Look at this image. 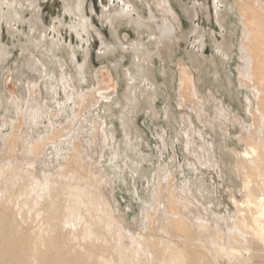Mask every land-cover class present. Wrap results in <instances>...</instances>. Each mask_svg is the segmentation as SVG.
<instances>
[{
	"label": "bare ground",
	"instance_id": "1",
	"mask_svg": "<svg viewBox=\"0 0 264 264\" xmlns=\"http://www.w3.org/2000/svg\"><path fill=\"white\" fill-rule=\"evenodd\" d=\"M23 1L0 0V264H264V0H99L97 70L82 4L65 57Z\"/></svg>",
	"mask_w": 264,
	"mask_h": 264
},
{
	"label": "rangeland",
	"instance_id": "2",
	"mask_svg": "<svg viewBox=\"0 0 264 264\" xmlns=\"http://www.w3.org/2000/svg\"><path fill=\"white\" fill-rule=\"evenodd\" d=\"M36 2L34 3L33 7L30 8L28 10V13L25 14V17L27 20H29L30 18H32V11H34L35 16L36 15H40V18L43 20V24H46V26H53L54 31L49 30V37L51 35H54L55 38L60 37V41L63 44V46H61V50H63V53L66 57V50L65 47L67 48V46H69L68 48H70L71 45L75 46V44H77L78 39L76 36V32L74 30H71L69 28V26L71 24L77 23V21H79V18L73 13L70 12L65 6L66 3L67 5L70 4L71 2H69V0H35ZM176 1H180V0H176ZM76 3H80L83 6V14L85 15L86 19H89L91 24L93 25L94 29L98 30L101 33V37L95 35L94 33H92L93 28H87L86 31L87 33L91 32L92 35H89V49L91 51V63L93 66L94 70H97L99 68H103L105 65L104 61H98L97 57H96V53H97V49L100 47V39L102 38L104 41L106 42H110L112 44L115 45V40L113 38L112 32H111V28L109 25L104 23V20L102 18V9H101V5L99 4V0H75ZM198 3V4H202V3H208L209 5L210 3L212 4L211 0H181V3L183 4H192V3ZM23 4L27 5V3H25V0L23 1ZM175 7H177V11L179 13V15L181 16V20L183 22V27H184V31L188 30L191 27V23L189 20H187V18L185 16H183V14L181 13V11L179 10L178 4H174ZM210 8L211 5H210ZM3 9L5 10V6H3ZM147 14V12H146ZM81 16L80 19H82V24L83 21L85 20L83 17ZM194 22V24L198 23L197 25L200 27L201 32L205 33L206 35V39H207V43H206V48L204 49L205 55H211L213 53L214 50V44L211 40V38L209 37V35H215L216 38H220V36L218 35V31L219 28L216 24V21L214 19V11L211 10L209 17L207 16V14L205 12H203L202 14L199 13L197 18H193L192 20ZM40 23V22H39ZM20 28V26H19ZM81 28V27H80ZM37 30L34 31L31 36L33 38L39 36V34L42 32V27L41 25H39L37 28ZM39 29V30H38ZM52 29V28H51ZM56 29V30H55ZM9 31L11 32L10 27L7 25V17L4 18L1 21V32H0V41L2 44H10L9 47H13V44H16V37H12L9 34ZM59 32V33H58ZM127 33L131 38H136V33L133 31V28L130 27H122L121 29V34ZM37 36H36V35ZM83 36H85V33H83ZM122 36V35H121ZM135 36V37H134ZM146 36V35H145ZM190 38V36H189ZM193 41V40H191ZM64 42V43H63ZM61 44V45H62ZM70 44V45H68ZM85 44V42H84ZM181 47L182 50L187 46L188 50L191 48L190 46H188V44H185V40L181 41ZM71 46V47H73ZM85 47V46H84ZM84 47L83 50H84ZM81 52V55H83V50L82 49H78ZM18 53V51H15V53ZM62 53V54H63ZM62 54L59 53L58 57H62ZM16 56V55H15ZM115 56H117V54H115ZM114 56V57H115ZM18 57V55H17ZM113 57V56H111ZM113 57V58H114ZM16 58V57H15ZM79 60L80 57H78ZM112 59V58H110ZM132 57H127L125 59V67H129L131 66V62H132ZM158 67V63L156 65V68ZM102 78L103 80L109 85V86H113L115 87V82L111 81L109 78V75L106 73V71L104 69H102ZM163 82V80H162ZM8 86L10 87V89L14 88V83L13 81H10L8 83ZM167 93V91H166ZM144 119V116L139 117L138 123L141 126L142 121ZM223 202H225V204H228V198L224 197ZM220 213L223 214V208L220 209Z\"/></svg>",
	"mask_w": 264,
	"mask_h": 264
}]
</instances>
